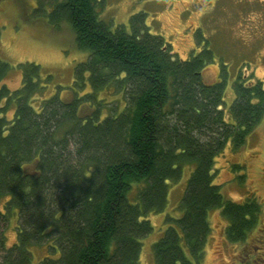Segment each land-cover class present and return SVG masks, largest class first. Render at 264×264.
I'll return each mask as SVG.
<instances>
[{
    "label": "trees",
    "instance_id": "16d2710c",
    "mask_svg": "<svg viewBox=\"0 0 264 264\" xmlns=\"http://www.w3.org/2000/svg\"><path fill=\"white\" fill-rule=\"evenodd\" d=\"M43 1L56 4L51 28L65 23L86 57L52 91L36 64L10 89L0 62V264H141L149 215L187 168L180 216L166 218L152 245L155 264H202L214 213L227 244H246L261 205L225 199L215 162L263 120L261 84L239 87L225 120L223 85L203 83L199 58L171 60L141 28L143 15L128 33L100 17L102 0ZM11 220L15 240L5 247ZM34 248L45 253L36 263Z\"/></svg>",
    "mask_w": 264,
    "mask_h": 264
},
{
    "label": "rangeland",
    "instance_id": "374dc122",
    "mask_svg": "<svg viewBox=\"0 0 264 264\" xmlns=\"http://www.w3.org/2000/svg\"><path fill=\"white\" fill-rule=\"evenodd\" d=\"M45 3L43 0H0V62L9 65L4 82L10 89L20 85L19 71L32 64L38 65V71L41 69L43 76L48 75L47 79L51 76L47 90L66 87L74 75V66L86 57L74 46L73 35L65 23L60 24L59 30L51 28L49 23L54 22L56 4ZM141 13L144 14L140 18L145 21L149 32L166 38L182 58L192 48L200 46L194 43L193 38L197 40L199 35L194 29L201 28L206 45L213 54V65L205 71L208 81L215 78L221 62L222 66H227L221 60L223 57L227 61L231 57L242 56L251 63L250 69L243 72L245 79L251 76L264 84V0H102L100 9L103 20L123 25L126 31H130V17ZM105 95L107 100H115L113 95ZM231 96V93H226L227 104L232 101ZM215 169L214 182L219 184L225 199L241 201L253 198L260 203L262 215L252 234L253 239L235 246L225 241L221 234L224 220L214 213L210 220L212 233L202 264H242L246 255L258 251V248H252L256 246L254 241L264 234V118L248 136L245 145L237 151L226 149L216 158ZM191 171L185 169L181 180L171 186L165 208L149 215L153 232L142 241L141 264H155L152 245L164 232L166 218L180 216L177 203ZM15 225L11 220L2 226L5 247L15 240ZM2 255L0 248V263ZM43 255L41 248H34V263ZM259 257L264 259L260 254Z\"/></svg>",
    "mask_w": 264,
    "mask_h": 264
},
{
    "label": "flooded vegetation",
    "instance_id": "af4514ba",
    "mask_svg": "<svg viewBox=\"0 0 264 264\" xmlns=\"http://www.w3.org/2000/svg\"><path fill=\"white\" fill-rule=\"evenodd\" d=\"M191 4L193 5L194 2H192ZM185 11H186V13H189V9H186ZM182 15L186 17V14H182ZM131 17H130V19H131ZM129 21H130V31H126L128 33L131 32V20H129ZM117 26H119V25H117ZM140 26H141V28L145 29L147 34L154 36V37H158L160 39L161 50L166 51L167 54L170 56L171 60H176L180 63H187V62L190 63L192 60L199 58V60L202 63V67H201L200 71L198 72V75L201 78V80L203 81V83L205 85H209V86H221V85H223L222 97H223V102L225 104V106L223 107V109L225 110V117H224L225 120H227V118H228V111H226V110L228 109V107L230 106L232 101L235 99L236 91L239 89V87L252 88L253 86L260 83L261 86L264 88L263 81H261V80H257V79L255 80L251 76L248 77L247 79H245L246 75L243 72L250 69L251 63L247 60V58H244L242 56H236V58L231 57V59L227 60V61L223 57V59H221V60L224 62V64L226 63L227 66H222V62H221V64L218 63L219 64V66H218L219 71L217 72V75L215 76V78L213 80L208 81L207 77L205 76V71L207 68H209L210 66L213 65L212 64L213 63V54H212L211 49L208 48L206 45L207 40H206L205 36L203 35V32H202L200 27H197L196 29H194V32L197 33V35L199 34L197 36V40H195L193 38V40L195 41L194 43L195 44L199 43L200 46L199 47L195 46L194 48H192L190 50V52H188L189 54L187 53L189 57L186 54V57L182 58L181 56H179V54H177L176 51H174L172 49L171 42L167 41L166 38H162L160 35H158V33L154 34V33L149 32V30L147 29V26L145 25L144 20L141 21ZM226 71H228V74L226 73ZM249 75H251V74H249ZM72 80H73V75L70 78V81H72ZM227 92L231 93V95H232L231 97L233 98V99L231 98L232 101L230 102V104H227V99H226V93ZM233 95H234V97H233ZM68 98H71V94L68 96ZM248 136L246 139H248ZM226 149H230L232 151H237V149H235V150L232 149L231 145H226V147L223 148L222 152ZM222 152L220 154H222ZM239 176H241V175H239ZM236 202H239V201H236ZM260 220H261V217L259 218V222H260ZM259 222H258V224H259ZM225 224H226V222H225ZM257 227H258V225H257ZM257 227L253 230V232L257 229ZM262 229H264V227ZM253 232H252V234H253ZM259 237L261 239H259ZM259 237L257 239L260 241H258V240L254 241L256 246L252 247L254 250H257V248H258V251L253 252L252 255L251 254L246 255V259L241 261L242 264H264V259L261 260V257H259V254H260L263 256L262 258H264V248H262V244L264 243V234L259 235ZM249 239L250 240L253 239L252 235H250ZM253 254H256V256H253ZM249 261H250V263H249Z\"/></svg>",
    "mask_w": 264,
    "mask_h": 264
}]
</instances>
